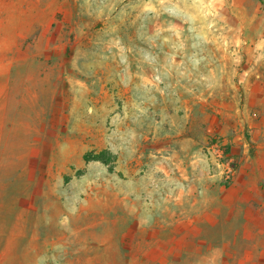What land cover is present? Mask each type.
Returning <instances> with one entry per match:
<instances>
[{
    "label": "rangeland",
    "instance_id": "1",
    "mask_svg": "<svg viewBox=\"0 0 264 264\" xmlns=\"http://www.w3.org/2000/svg\"><path fill=\"white\" fill-rule=\"evenodd\" d=\"M0 264H264V0H0Z\"/></svg>",
    "mask_w": 264,
    "mask_h": 264
},
{
    "label": "trees",
    "instance_id": "2",
    "mask_svg": "<svg viewBox=\"0 0 264 264\" xmlns=\"http://www.w3.org/2000/svg\"><path fill=\"white\" fill-rule=\"evenodd\" d=\"M110 156H113V153L111 151H109L108 149H103L100 152L97 153H87L84 155L85 160H101L103 162L109 163V158H111ZM113 162V160H112ZM110 169H113V165L110 166Z\"/></svg>",
    "mask_w": 264,
    "mask_h": 264
}]
</instances>
